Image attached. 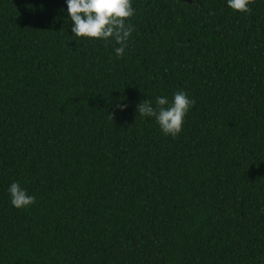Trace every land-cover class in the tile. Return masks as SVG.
<instances>
[{
    "label": "trees",
    "instance_id": "trees-1",
    "mask_svg": "<svg viewBox=\"0 0 264 264\" xmlns=\"http://www.w3.org/2000/svg\"><path fill=\"white\" fill-rule=\"evenodd\" d=\"M133 7L120 57L65 0H0V264H264V0ZM179 90L173 138L136 107Z\"/></svg>",
    "mask_w": 264,
    "mask_h": 264
},
{
    "label": "clouds",
    "instance_id": "clouds-1",
    "mask_svg": "<svg viewBox=\"0 0 264 264\" xmlns=\"http://www.w3.org/2000/svg\"><path fill=\"white\" fill-rule=\"evenodd\" d=\"M65 23L71 21L72 37L97 39L103 42H115L117 56L125 54L134 26L128 21L135 15L134 0H65ZM252 0H226V6L235 12L250 13ZM196 101L184 90L173 94L171 101L167 96L156 97L155 103L144 99L136 107L141 117L154 118L160 130L173 138L182 130L185 118ZM120 111L127 109L126 103H118ZM8 194L11 204L17 209H26L36 202V197L19 182L9 185ZM264 211V209H261Z\"/></svg>",
    "mask_w": 264,
    "mask_h": 264
}]
</instances>
